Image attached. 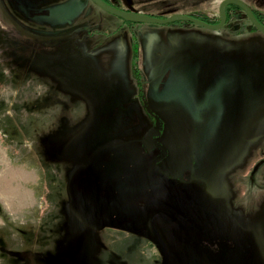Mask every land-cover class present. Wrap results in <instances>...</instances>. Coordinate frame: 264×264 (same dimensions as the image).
<instances>
[{
	"label": "rangeland",
	"instance_id": "obj_1",
	"mask_svg": "<svg viewBox=\"0 0 264 264\" xmlns=\"http://www.w3.org/2000/svg\"><path fill=\"white\" fill-rule=\"evenodd\" d=\"M2 1L48 39L0 12V264H162L161 240L168 264H264V33L246 14L227 9L218 31L128 24L92 0ZM113 1L211 21L221 2ZM244 1L264 21V0ZM205 54L251 68L224 115L192 83ZM255 58L260 104L243 101L259 96ZM156 122L173 185L149 172Z\"/></svg>",
	"mask_w": 264,
	"mask_h": 264
},
{
	"label": "water",
	"instance_id": "obj_2",
	"mask_svg": "<svg viewBox=\"0 0 264 264\" xmlns=\"http://www.w3.org/2000/svg\"><path fill=\"white\" fill-rule=\"evenodd\" d=\"M100 9L115 15L122 19L125 22L131 23H146V24H169L176 21H187L198 25L203 28L207 29H222L225 27L227 22V13L226 10L228 7L236 6L240 10H242L246 16L248 17L249 21L253 24V26L264 33V23H262L257 16L255 15L253 9L249 6L247 2L244 0H221L219 7H218V14H219V21L216 23L207 22L199 17H196L191 14L186 13H173L166 17H159L153 14H148L145 12H139L129 9L118 8L112 4H109L105 0H92ZM0 12L4 16V18L23 36L30 39H38V40H46L48 36H41L32 31L25 29L15 18L9 13L7 8L5 7L2 0H0ZM160 130V125L158 122L154 126H152L146 133L143 144L145 150L149 151L154 147L159 148V154L152 158L150 165H149V172L151 175H156L162 178L166 183L169 185H173L176 183V179L165 171H163L158 163L161 159H163L167 155L166 148L155 138V134H157ZM162 249H163V263L168 264L169 262V254L168 250L161 240Z\"/></svg>",
	"mask_w": 264,
	"mask_h": 264
},
{
	"label": "crops",
	"instance_id": "obj_3",
	"mask_svg": "<svg viewBox=\"0 0 264 264\" xmlns=\"http://www.w3.org/2000/svg\"><path fill=\"white\" fill-rule=\"evenodd\" d=\"M207 29V28H205ZM213 30V29H210ZM218 31H220V29H217ZM254 60V72L255 74L253 75L254 77V83H252L256 88L258 89V98L256 96L255 100H243V101H253L255 103H261V98H262V94L260 93V83L258 80V74H259V66L256 62V58L253 59ZM239 66V65H238ZM201 67V68H200ZM200 68V69H198ZM191 70H196L198 73L193 74L192 76V80H194V82H192L194 84V87H196L199 91L200 94H205L206 91L208 89L211 90L210 96L211 95L215 96L214 98H212V103L210 105V110L212 112L215 113H220L222 115L225 114L226 112V107L227 105L225 104V99L228 98V94L230 92V87H234V85L238 86H246V84H244V82L246 81L245 76L239 74V72L242 71H249L251 70V68H248L247 66H244L242 68L237 67H231L230 65H225V63H221L220 60L218 59H214V57H211L210 54H205V56L203 57V59H197L193 65H191ZM176 72V71H175ZM238 72V73H236ZM250 74V73H249ZM177 75V73H176ZM181 77V76H180ZM177 75V78H180ZM251 77V74H250ZM181 79H183L181 77ZM257 84V85H256ZM206 86V90H202L201 88ZM192 87V86H191ZM227 96V98H226ZM209 101V100H208ZM201 104V103H200ZM200 108V106H198ZM198 107L196 109V112L198 114ZM208 110L205 111V113H207ZM211 112V113H212ZM210 117V114H209ZM198 118V117H197ZM202 204V202H201ZM205 207H203L204 209Z\"/></svg>",
	"mask_w": 264,
	"mask_h": 264
},
{
	"label": "trees",
	"instance_id": "obj_4",
	"mask_svg": "<svg viewBox=\"0 0 264 264\" xmlns=\"http://www.w3.org/2000/svg\"><path fill=\"white\" fill-rule=\"evenodd\" d=\"M105 1H107L109 4H112V5H114V6L118 7V8H123V7L120 6L117 2H114L113 0H105ZM232 7H233V6L228 7L227 9H230V8H232ZM123 9H125V8H123ZM129 10H131V9H129ZM134 11H135V10H134ZM253 11H254L255 15L257 16V18H258L262 23H264V21L262 20L261 14H260L259 12L255 11L254 9H253ZM159 16H160V15H159ZM194 16L199 17V18H201V19H203V20H205V21H207V22H210V23H216V22L219 21V15H218V20H214V21L208 20V19H206L205 17L199 16V15H194ZM227 16H228V15H227ZM126 23H128V24H134V23H131V22H126ZM133 38H134V39H133V57L136 58V56H138V55H137V54H138V53H137L138 44H137L136 37L134 36ZM134 65H135V69H137V68H136V62H134ZM151 114H152V113H151ZM155 124H156V123H155ZM155 124H154V125H155Z\"/></svg>",
	"mask_w": 264,
	"mask_h": 264
},
{
	"label": "flooded vegetation",
	"instance_id": "obj_5",
	"mask_svg": "<svg viewBox=\"0 0 264 264\" xmlns=\"http://www.w3.org/2000/svg\"><path fill=\"white\" fill-rule=\"evenodd\" d=\"M3 2V1H2ZM4 3V2H3ZM5 5V4H4ZM6 8H7V6H5ZM7 10H8V8H7ZM227 11V10H226ZM10 13V12H9ZM146 13V12H145ZM227 13V12H226ZM148 14H150V13H148ZM153 15H155V14H153ZM192 15V14H191ZM219 15V14H218ZM156 16H159V15H156ZM159 17H163V16H159ZM164 17H166V16H164ZM156 138V137H155ZM157 139V138H156Z\"/></svg>",
	"mask_w": 264,
	"mask_h": 264
}]
</instances>
